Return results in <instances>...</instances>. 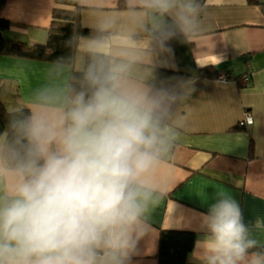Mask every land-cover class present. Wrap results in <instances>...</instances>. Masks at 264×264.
I'll use <instances>...</instances> for the list:
<instances>
[{
  "label": "clouds",
  "instance_id": "9594fccd",
  "mask_svg": "<svg viewBox=\"0 0 264 264\" xmlns=\"http://www.w3.org/2000/svg\"><path fill=\"white\" fill-rule=\"evenodd\" d=\"M68 53L0 132V264H132L167 195L196 81L161 78L170 41L204 30L201 0H71ZM19 68V72H23ZM194 264H264V218L217 189Z\"/></svg>",
  "mask_w": 264,
  "mask_h": 264
},
{
  "label": "crops",
  "instance_id": "0c3cea01",
  "mask_svg": "<svg viewBox=\"0 0 264 264\" xmlns=\"http://www.w3.org/2000/svg\"><path fill=\"white\" fill-rule=\"evenodd\" d=\"M201 3L202 34L193 42L170 41L172 52L158 69L161 78L194 79L197 91L183 109L186 128L170 161L168 193L152 210V231L139 242L132 264H158L161 230L193 233L186 260L194 264L190 254L200 214L217 189L240 202L245 221L264 218V0ZM56 5L55 0H6L0 8V18L8 22L3 36L44 44ZM46 64L0 54V81L16 89L21 101L41 80ZM207 67L216 74L198 73Z\"/></svg>",
  "mask_w": 264,
  "mask_h": 264
},
{
  "label": "trees",
  "instance_id": "16d2710c",
  "mask_svg": "<svg viewBox=\"0 0 264 264\" xmlns=\"http://www.w3.org/2000/svg\"><path fill=\"white\" fill-rule=\"evenodd\" d=\"M5 1L0 0V8ZM249 1L259 3V0ZM55 3L57 5L52 10V20L44 44H28L4 37L2 31L8 27V22L0 18V54L45 62L66 55L68 53L66 42L72 35L76 23H79V18L74 15L75 9H68L73 7L71 0H55ZM198 73L202 76H214L216 71L207 67L199 70ZM19 102L17 90L9 83L0 81V132L7 124L8 110ZM193 243L194 235L191 232L161 230L157 254L158 264H193L186 260Z\"/></svg>",
  "mask_w": 264,
  "mask_h": 264
},
{
  "label": "built area",
  "instance_id": "2783aa9c",
  "mask_svg": "<svg viewBox=\"0 0 264 264\" xmlns=\"http://www.w3.org/2000/svg\"><path fill=\"white\" fill-rule=\"evenodd\" d=\"M219 79H220V80H225V79H226V75H223V74L219 75ZM243 80L246 81L247 78L245 77ZM245 123H247V124H250V123H251V118H250V116H247V117H246Z\"/></svg>",
  "mask_w": 264,
  "mask_h": 264
}]
</instances>
